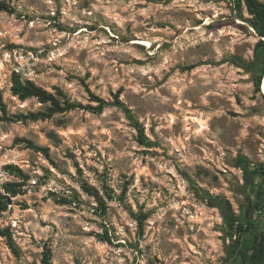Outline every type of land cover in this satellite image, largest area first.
<instances>
[{"label":"clouds","instance_id":"obj_1","mask_svg":"<svg viewBox=\"0 0 264 264\" xmlns=\"http://www.w3.org/2000/svg\"><path fill=\"white\" fill-rule=\"evenodd\" d=\"M0 264H264V0H0Z\"/></svg>","mask_w":264,"mask_h":264},{"label":"trees","instance_id":"obj_2","mask_svg":"<svg viewBox=\"0 0 264 264\" xmlns=\"http://www.w3.org/2000/svg\"><path fill=\"white\" fill-rule=\"evenodd\" d=\"M8 190H9V191H13V187H12V186H9V187H8Z\"/></svg>","mask_w":264,"mask_h":264}]
</instances>
